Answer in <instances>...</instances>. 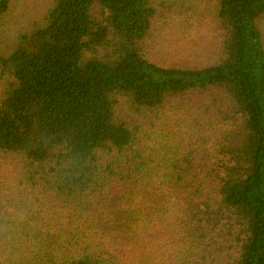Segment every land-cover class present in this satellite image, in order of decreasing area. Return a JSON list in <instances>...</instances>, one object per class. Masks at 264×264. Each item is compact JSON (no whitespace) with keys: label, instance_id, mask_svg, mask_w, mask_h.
<instances>
[{"label":"trees","instance_id":"1","mask_svg":"<svg viewBox=\"0 0 264 264\" xmlns=\"http://www.w3.org/2000/svg\"><path fill=\"white\" fill-rule=\"evenodd\" d=\"M0 264H264V0H0Z\"/></svg>","mask_w":264,"mask_h":264},{"label":"rangeland","instance_id":"2","mask_svg":"<svg viewBox=\"0 0 264 264\" xmlns=\"http://www.w3.org/2000/svg\"><path fill=\"white\" fill-rule=\"evenodd\" d=\"M176 29H168L165 32H168L164 35L162 45H161V54L162 56L166 58L172 57V51L169 49L170 44L174 41L176 36H178L181 39V44L185 48V50L191 49L192 43L194 38L196 37V31L192 32L190 35H184L183 34V26L180 27V29L175 32ZM183 59L190 60L191 54L185 53L183 54Z\"/></svg>","mask_w":264,"mask_h":264}]
</instances>
